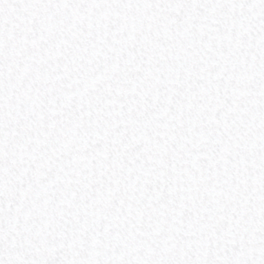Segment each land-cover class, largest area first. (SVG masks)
I'll return each mask as SVG.
<instances>
[{"label": "snow or ice", "instance_id": "6c2138e0", "mask_svg": "<svg viewBox=\"0 0 264 264\" xmlns=\"http://www.w3.org/2000/svg\"><path fill=\"white\" fill-rule=\"evenodd\" d=\"M0 264H264V0H0Z\"/></svg>", "mask_w": 264, "mask_h": 264}]
</instances>
